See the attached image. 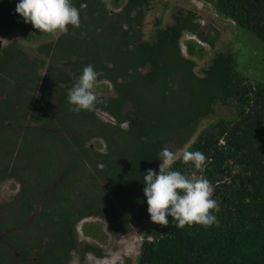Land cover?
Wrapping results in <instances>:
<instances>
[{"label":"rangeland","instance_id":"374dc122","mask_svg":"<svg viewBox=\"0 0 264 264\" xmlns=\"http://www.w3.org/2000/svg\"><path fill=\"white\" fill-rule=\"evenodd\" d=\"M126 1L90 0L89 9L101 7L106 14L109 9L114 13L86 15L77 7L80 27L69 25L64 33L32 28L31 38L18 31L0 35V264H138L142 239L152 222L149 216L139 222L123 216L120 225L110 230L100 216L86 214L74 224L77 247L69 260L64 261L57 245L62 235L60 212L76 213L84 201L99 204L103 197L106 157L122 150L128 128L124 115L138 96L139 77L130 71V46H126L133 45L138 34L125 32L122 7ZM176 3L149 1L139 28L143 40H152L157 19H164L166 25L174 22L181 5ZM205 10L200 12L211 15L215 26L216 16ZM231 21L223 31L232 32L230 48L237 69L264 83V41L243 27L233 30ZM205 49L208 57L198 60L197 74L217 52L208 45ZM107 60L112 67L104 63ZM88 64L100 73L93 89L96 102L91 110L76 112L67 97ZM59 71L69 73L70 81L57 80ZM235 117L233 103H217L212 114L186 131V136L176 134L165 149L174 152L177 160L209 124ZM37 186L40 192L34 191Z\"/></svg>","mask_w":264,"mask_h":264},{"label":"trees","instance_id":"16d2710c","mask_svg":"<svg viewBox=\"0 0 264 264\" xmlns=\"http://www.w3.org/2000/svg\"><path fill=\"white\" fill-rule=\"evenodd\" d=\"M75 1L81 11L87 12L91 6L90 0ZM149 1L127 0L122 7L128 27L125 32L138 34V40L126 46H130V71L139 77V92L133 109L124 115L128 128L123 133L122 150L106 157L103 173L107 189L99 204L84 201L76 213L60 212L62 235L57 245L62 257L69 260L77 247L74 224L83 215L100 216L110 230L120 225L123 216L133 222L147 218L142 182L146 170H158L162 149L176 134L186 136V131L214 112L217 103H233L236 117L209 124L186 150L204 153L205 166L195 169L182 160L183 154L173 164L175 170L193 177L205 176L210 181L213 198L218 201V209L214 210L218 223L208 228L197 224L177 228L171 217L166 226L151 222L137 262L264 264V83L242 74L232 52L218 51L200 74L194 71L196 59H202L207 52L197 43L187 42L184 55L180 47L183 34L193 33L208 41L210 47L218 37L203 35L197 12L180 10L174 15L173 24L165 28L156 24L152 40H143L139 28ZM204 1L212 4L218 16L231 19L264 41V0ZM17 3L18 0H0V35L18 31L31 38L33 26L15 13ZM82 4L86 5L85 10ZM92 10V15H103L100 9ZM104 63L113 66L109 60ZM56 77L70 81L67 72L59 71ZM39 188L34 191L40 192ZM52 216L48 214L47 218L53 220ZM87 248L95 251L93 247Z\"/></svg>","mask_w":264,"mask_h":264},{"label":"clouds","instance_id":"9594fccd","mask_svg":"<svg viewBox=\"0 0 264 264\" xmlns=\"http://www.w3.org/2000/svg\"><path fill=\"white\" fill-rule=\"evenodd\" d=\"M14 11L24 23H30L42 33H64L67 26L79 28L81 24L79 10L71 0H18ZM99 76L92 64L83 67L67 97L73 111L94 107L96 96L93 89ZM175 159L174 152L162 149L158 170L148 169L142 177L150 220L166 226L168 217H171L175 219L177 228L193 224L208 228L218 223L214 215L218 201L213 198L214 189L210 181L205 176L193 177L175 170ZM182 160L190 162L195 169H202L206 156L201 151H185Z\"/></svg>","mask_w":264,"mask_h":264},{"label":"crops","instance_id":"0c3cea01","mask_svg":"<svg viewBox=\"0 0 264 264\" xmlns=\"http://www.w3.org/2000/svg\"><path fill=\"white\" fill-rule=\"evenodd\" d=\"M96 2V1H94ZM175 2H178L176 4H181L179 7L180 9L177 11L179 12L180 10L184 13H187L189 11H194V6L191 2V0H172V3L175 4ZM93 5H95L94 3H92ZM183 4V5H182ZM97 6V5H96ZM191 7V8H190ZM86 8V5L85 4H82V9L85 10ZM96 8V10H99V8L101 7H94ZM93 9V8H92ZM92 9H88V11H83L82 13L86 14V15H92ZM184 10V11H183ZM109 15L113 14L114 12L112 10L109 9ZM103 15H108V14H105L103 11H101ZM204 12L206 13V10H204ZM101 15V13H99ZM209 15V13H207ZM211 15H209V17L207 15H203L202 13L199 15V18H203L205 20H207V23L205 22V24L202 27V33L205 37H209V38H212L213 36L217 35L218 34V37L217 39L215 40L214 42V45L213 47H211L212 49H215L218 51H221V52H231L232 48L231 45H232V40H231V34L232 32H228L225 33L223 31V28L229 23V21L231 19H227V18H224L222 16H217V17H212L214 18L213 21H214V24L215 26L213 25L212 21H211V18H210ZM232 22V21H231ZM163 24V25H162ZM173 24V23H171ZM171 24H168L166 25L165 22H164V19H158V23L157 25L159 27H162V28H165L167 26H170ZM234 26L232 27V29L234 30L236 28V24L233 23ZM228 28H231V27H228ZM98 30V29H97ZM142 31V30H141ZM234 33V32H233ZM183 39V38H182ZM186 42H193V41H186ZM205 42L207 43V45L210 47V45L208 44V41L205 40ZM225 47H227V50H225ZM224 49V50H223ZM206 50V49H205ZM208 54L206 53V55L202 58V59H196V62L198 63V60H204L206 61L207 59V56ZM211 59V58H210ZM209 59V60H210ZM209 62V61H208ZM205 68V67H204Z\"/></svg>","mask_w":264,"mask_h":264},{"label":"built area","instance_id":"2783aa9c","mask_svg":"<svg viewBox=\"0 0 264 264\" xmlns=\"http://www.w3.org/2000/svg\"><path fill=\"white\" fill-rule=\"evenodd\" d=\"M191 1L193 2L192 4L194 6V12H197L198 13L197 14L198 16L201 14L200 11H203V10H205L207 8H209V12H212V15H214L216 17L218 16L216 10L214 9V7L212 6V4L210 2H206L204 0H198L199 2H197V0H191ZM200 2L202 4H200ZM194 3H195V5H194ZM198 22L200 23L201 26H203L205 24V21H204L203 18H199L198 19ZM182 38L183 39L180 42L181 43L180 45H181V49H182V51L184 53H186V41H190V40L192 41L193 40L194 42H196L198 45H200L202 47H205L207 45L206 42L202 41L200 38H198V36H196L195 34L190 33V32H185L183 34V37Z\"/></svg>","mask_w":264,"mask_h":264}]
</instances>
